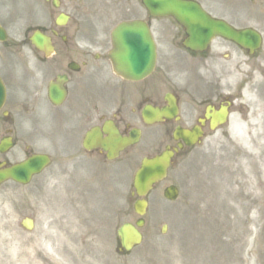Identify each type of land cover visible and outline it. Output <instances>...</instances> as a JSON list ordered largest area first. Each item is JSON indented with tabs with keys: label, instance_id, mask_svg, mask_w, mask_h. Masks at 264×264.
<instances>
[{
	"label": "flooded vegetation",
	"instance_id": "af4514ba",
	"mask_svg": "<svg viewBox=\"0 0 264 264\" xmlns=\"http://www.w3.org/2000/svg\"><path fill=\"white\" fill-rule=\"evenodd\" d=\"M197 1L236 29L251 28L260 34L259 49L251 56L264 48V0H215L217 7L210 0ZM45 2L48 6L36 28L50 36L53 49L27 47L25 53L17 54L14 47H8L0 54L6 87L0 132L12 137L13 149L19 146L25 153L47 154L49 166H71L74 158L76 164H87L90 159L97 161L93 158L96 152L101 153L98 148L82 146L87 130L107 120H112L122 134L135 126L141 131L149 129L152 126L141 118L142 109L146 105L165 106L166 93L176 107L168 114H180V124H188L192 114H216L222 105L232 108L234 99L227 98L221 84L224 63L219 54L184 49V33L172 22L153 24L157 56L154 71L147 78L136 83L98 79L112 46L109 28L129 14L136 18L140 13L143 18L141 0ZM61 13L67 15L66 21L56 26L55 18ZM8 34L17 36L15 31L8 30ZM213 47L224 49L227 58L233 53L250 57L247 49L222 38L216 39ZM192 58L197 62L191 63ZM19 123L20 128L16 126ZM173 125L171 122L169 128ZM186 151L189 149H183L174 160ZM1 155L7 164L18 157L15 151L8 157ZM99 161L108 163L104 157Z\"/></svg>",
	"mask_w": 264,
	"mask_h": 264
},
{
	"label": "rangeland",
	"instance_id": "374dc122",
	"mask_svg": "<svg viewBox=\"0 0 264 264\" xmlns=\"http://www.w3.org/2000/svg\"><path fill=\"white\" fill-rule=\"evenodd\" d=\"M22 4L0 0L1 18L8 10L18 11V16L12 14L13 24L24 27V12L17 10V5L21 9ZM257 109H261V114H251ZM234 110L240 114H234L229 125L209 136L207 152L197 150L182 166L171 170L169 180L179 186V198L166 201L162 196L164 184L148 197L144 239L131 257L110 254L115 252L116 228L136 218L131 208L133 199L125 196L126 186L119 181L113 183L115 196L107 202V197L98 193L101 184L95 182L86 189L71 178L65 180L64 191L83 196L68 199L38 180L39 188L13 183L0 186V264H18V252L29 245L39 247H33L36 253L31 264H83L89 254L105 264H264V91L254 101H237ZM236 132L242 133L240 139L235 137ZM133 167L129 164L111 168L113 174L125 178ZM60 176H56V182ZM84 205H90L93 211L74 209ZM29 214L36 220L32 233L17 225L21 216ZM55 215L62 218V223L54 227L50 218ZM81 216L84 221L79 219ZM90 216L93 220L87 222ZM162 225H166L164 234L160 232ZM63 226L70 236L65 240L86 243L84 248L57 249L56 234ZM204 231L208 241L196 252L172 245L174 239L179 241L187 235L199 239ZM82 233L84 236L78 235ZM164 241H169V245ZM184 251L192 256L206 252V257L195 256L187 261Z\"/></svg>",
	"mask_w": 264,
	"mask_h": 264
},
{
	"label": "water",
	"instance_id": "95a60500",
	"mask_svg": "<svg viewBox=\"0 0 264 264\" xmlns=\"http://www.w3.org/2000/svg\"><path fill=\"white\" fill-rule=\"evenodd\" d=\"M154 2V0H152V3ZM155 2H158L156 5L151 6L150 9L151 10H155V12L157 14H172L176 17H178L181 20H186L188 19L186 16V8L190 10L191 15H192V19H197L199 18H204V14L202 12H200L197 8H195L194 6H190L189 7H185V4H180L177 3L173 0H155ZM182 5V6H181ZM209 28L208 30H210V27L212 26V24L210 25V23L208 24ZM1 39V38H0ZM122 45V44H121ZM118 60L119 62L124 66V72L129 73V74H140L143 71L146 70L147 66H148V62L144 65V68L141 69H137V68H133L132 64L134 63L135 59L132 58L131 55L129 54H120L118 55ZM133 62V63H132ZM138 65V64H137ZM198 133V132H195ZM162 161H166L167 162V157H163L161 159ZM157 169L154 171L152 170V167L148 166L147 168V172H145V174H151L149 176H146L141 184L139 185L141 188V193H144L147 191L148 187L150 186V184L154 181L157 180V178L161 175V173L163 172V166L161 165V162L159 163H155V166H157ZM25 170H26V165H22L16 169H14L13 171H11V174H15V175H23L25 176ZM37 168H34V171H36ZM170 196H173L174 193L169 192L168 193ZM142 207L138 206L136 208V210L138 212L142 211ZM124 234H128L127 237H125L126 242H132L134 240V238L132 237V233L129 234V232H124ZM130 238V239H129Z\"/></svg>",
	"mask_w": 264,
	"mask_h": 264
},
{
	"label": "bare ground",
	"instance_id": "6f19581e",
	"mask_svg": "<svg viewBox=\"0 0 264 264\" xmlns=\"http://www.w3.org/2000/svg\"><path fill=\"white\" fill-rule=\"evenodd\" d=\"M22 253V251L20 252V254ZM28 261V257H26V258H24V257H22L20 260H19V262H18V264H27L26 262Z\"/></svg>",
	"mask_w": 264,
	"mask_h": 264
}]
</instances>
